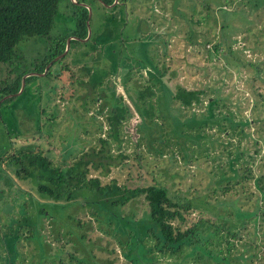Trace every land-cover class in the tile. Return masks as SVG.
I'll list each match as a JSON object with an SVG mask.
<instances>
[{"label": "rangeland", "instance_id": "obj_1", "mask_svg": "<svg viewBox=\"0 0 264 264\" xmlns=\"http://www.w3.org/2000/svg\"><path fill=\"white\" fill-rule=\"evenodd\" d=\"M81 7L83 41L70 35ZM62 36L64 48L53 59L61 58L47 74L50 61L42 72L33 71L52 50L48 40ZM14 52L11 64L0 65V77L10 69V81L24 72L14 96L0 104L3 260L222 264L216 260L224 254L247 258L253 230L264 239L256 222L246 219L243 226L245 217H236L235 209H252L264 195V0H58L48 34L20 39ZM82 65L106 70L100 85L89 87ZM177 84L200 89L198 100L180 104L172 96ZM144 86L153 94L139 99L135 88ZM106 100L122 104L126 115L120 143L112 141L108 151L91 155L97 166L92 173L101 181H157L170 197L191 203L187 224L202 212L228 232L198 223L192 243L168 254L155 246L158 233L144 214L142 194L112 203L113 193L79 187L69 198H53L35 190L34 177L14 173L11 156L20 158L36 147L53 164L65 166L98 145L88 131L99 120L106 128ZM35 122L42 123L40 130ZM27 144L30 149L22 147ZM233 180L244 184L233 187ZM15 217L26 218L33 229L29 237L24 227L13 245L5 237L13 229L4 228ZM263 253L256 254L260 260Z\"/></svg>", "mask_w": 264, "mask_h": 264}, {"label": "trees", "instance_id": "obj_2", "mask_svg": "<svg viewBox=\"0 0 264 264\" xmlns=\"http://www.w3.org/2000/svg\"><path fill=\"white\" fill-rule=\"evenodd\" d=\"M57 1L58 0H0V65L11 64L12 58L15 56V45L20 39L31 35L46 36L48 34L52 26ZM112 1L113 0H101V2L107 4ZM73 2H77V0H73ZM85 20L86 9L85 7H81V10L75 14L74 27L70 32V35L75 36L73 40L83 41V38L86 36ZM64 43L65 36L49 39L48 47L52 50L46 54V56L42 57L38 63H35V67L32 68L33 71L42 72L46 63L50 61L44 71V74H47L50 64L61 58L57 57L53 59L55 55L63 50ZM82 68L87 74L86 83L89 87L94 88L96 85H100L103 76L106 74L105 69L100 68V70H98L88 65H82ZM21 74L10 81L8 79L10 76V69H7L6 73L0 77V97L4 94H8L1 99L0 104L14 96L13 94L19 88ZM30 76L31 75L25 76L24 81ZM78 81L81 82V80ZM199 90L200 89L186 88L177 84L172 89V96L176 98L180 104L189 105L192 101L198 100ZM135 91L139 99L153 94L149 86L141 88L136 87ZM82 104L85 109L88 107L85 99ZM108 104L110 107H108L107 112H105L103 124L106 128L101 129L102 124L99 120L97 128L88 131L90 135L93 133L95 134L92 136L94 138L96 136L98 145H91L88 151H83L82 154L72 159L71 162L65 166L53 164L46 155L41 153L42 149L36 147V151L26 152L20 158L11 156L10 161L14 165V173L17 176L25 175L34 177L35 190L38 193H44L53 198L61 196L69 198L73 195V191L79 187L88 189L94 188L95 191L105 192L108 195L113 193L115 198L111 199L112 203L122 202L129 199L131 196L142 194V198H144L148 206V210L144 214H146L147 219L153 223L152 226H154V231L158 233L155 246H157L158 250L168 254H175L182 250L183 245L192 243L191 240L194 239L193 237L195 234L193 232L198 229V223L206 221L207 223L214 224L211 232L219 227H221L223 231L228 232V228H222L217 222L213 223L212 219L205 217L202 212H199L196 217H192L191 223L187 224V218L191 210L190 208L192 207L191 203L188 201L180 202V200L170 197L166 187L157 181H141L136 184H130L129 181L117 182L114 179L101 181L98 174L92 173V170L97 166L91 155L99 154L103 150L108 151V145L112 141H115L117 144L120 143V124L125 119L126 109L123 108L122 104L109 102ZM141 110L143 113H147L146 107L142 106ZM97 112H100V109L99 111L97 109ZM139 123H141V121L138 122V125ZM41 126L42 123L35 122V129L40 130ZM145 132L146 134L148 133L147 139H149V132ZM104 146H107V148ZM22 147L30 149L31 144L23 145ZM106 154L111 156L110 153ZM119 156L124 157L123 154H119ZM102 164L101 162L97 163V165L101 166ZM238 182H240V185L244 184L243 181L233 180L232 186L234 187ZM227 188L229 187L224 185V189ZM231 189L235 190L236 188ZM261 202L264 203V195L260 204L254 206L252 209H250L249 206H245L242 210H240L239 207L235 209L237 210L236 217L239 218L241 215L245 217H241L240 219L243 226L247 222L246 219H252L253 223L256 222V229L264 233V207ZM38 210L41 213L44 212L41 207ZM27 222L29 221L24 217H15L14 221L7 224L4 229H13L14 231L13 234H8L6 232L7 235L5 237L7 242L14 243L13 245H15L24 227L28 232L27 236L30 237L33 223L29 222L31 223L30 226ZM16 223H18V225H16ZM150 229H152V227ZM246 231H248V229H246ZM230 234L236 235L238 233L230 231ZM253 234L255 235L250 238L251 241L250 239L248 241L253 245V248H250V253L246 259L238 261L235 256L224 254L218 256L216 262H221L222 264H264V256L262 257L263 260H260V254L256 255L259 249L264 252V239H261L255 230H253ZM81 235L82 237L84 236L83 233ZM48 238L52 240L51 236H48ZM197 256L198 258L200 257L198 253ZM213 256L215 257L216 255L214 254ZM198 263L202 264L201 261ZM0 264H11V262L3 260L1 252Z\"/></svg>", "mask_w": 264, "mask_h": 264}, {"label": "water", "instance_id": "obj_3", "mask_svg": "<svg viewBox=\"0 0 264 264\" xmlns=\"http://www.w3.org/2000/svg\"><path fill=\"white\" fill-rule=\"evenodd\" d=\"M67 42H68V39L66 40V44H67ZM44 68H46V66H45ZM22 83H23V77H22V79H21V86H22ZM6 96H7V95H6Z\"/></svg>", "mask_w": 264, "mask_h": 264}]
</instances>
